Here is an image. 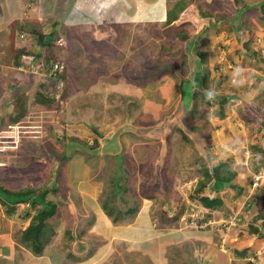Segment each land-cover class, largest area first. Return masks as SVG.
I'll list each match as a JSON object with an SVG mask.
<instances>
[{
	"label": "rangeland",
	"instance_id": "rangeland-1",
	"mask_svg": "<svg viewBox=\"0 0 264 264\" xmlns=\"http://www.w3.org/2000/svg\"><path fill=\"white\" fill-rule=\"evenodd\" d=\"M25 1L27 3L24 8H26L21 10L22 16L16 17L15 21L23 22L22 24L25 22L28 27H35L34 23L37 22L41 25L36 29L44 33H49L55 25L52 36L53 51L62 61H64L62 56L66 55L68 58L67 63L64 61V68H67L70 81L65 96L49 109L29 105V110L20 125L26 133L18 138L26 141L30 139L35 143L36 148H33L36 152L33 155L41 152L48 155V160H60V162L80 160L89 163L93 168L81 171L82 176L87 177L85 180L92 179L90 177L99 179L106 177L105 186L110 184L112 188L114 185L116 192L115 185L122 184L125 188L124 195L122 196L121 192L114 195L117 199H124L123 202L116 201L117 206L122 210L127 207L135 209L136 205L139 208L142 204V210L147 208L151 213L156 212L158 215L161 209L170 210L169 204L178 209L183 203L188 205L192 203L188 191L192 182L202 176L201 169L210 168L216 160H223L236 171V177L231 183L240 189L230 187L221 189L219 195L223 200L225 199L226 207L217 210L218 213L210 210L209 217L212 214L214 215L212 219L223 220L227 214L234 216L238 212L239 221H235L234 226L226 228L220 226L217 221H211L212 224L208 226L193 228L183 223L185 216L183 214L180 219L182 224L178 227L180 231H177L182 241L175 243L176 233H172L171 231L174 230L169 229L163 231V238L166 241L161 244L165 248L164 254L170 257H166V260L173 261V264H234L231 255L236 258L238 256L236 252H240V255L247 256L249 243L253 239L250 237L251 233L247 231V226L251 223L260 227L261 220L252 222V217H255L257 212L264 215V194L248 195L258 206H255V209L253 205L251 211L239 208L238 204L243 196L242 192L248 189V180L252 184L253 178L260 176L256 188L263 186L262 180H264V126L260 123V120H264V47L261 46L264 39V19L257 17L261 11L251 10L241 24L242 31L248 32L245 33L247 36L242 42L238 43V48L243 50L247 45L250 47L249 52L253 48L254 52L258 51L245 63L241 62L242 58L235 57L234 51L237 46L234 45V37L237 35L233 34V37L228 39V35L233 33L229 32L230 26L225 24L216 26L218 29L219 26L226 28V33L219 36L216 28L203 29L202 20L207 22L206 16L204 18L202 16V19L198 15L193 17L194 9H190L193 20L192 24H188L191 26H188L183 22L188 16L186 11L178 15L180 9L177 7L173 9L172 14L178 18L171 24L149 23L148 18L137 16V9H134L135 4H133L136 0ZM144 1L146 0H142V3ZM185 1L178 0V7H183ZM0 3H3V0H0ZM164 5L165 2H160L157 8H162ZM228 10L232 12L231 7ZM128 12H130L129 16ZM1 13H7L6 9ZM5 16L6 14L4 18ZM17 22L5 23L4 27H11L12 33L1 32L7 47L0 48L2 52L0 83L3 79L6 80L4 83L8 87L10 85L16 94L17 89L18 94L22 96L39 90L41 88L39 84H46L47 74L42 69L35 70L33 64L19 66L23 68L19 70L18 67L9 66L13 56L8 43L14 41L15 32H18L17 37H20ZM183 35L188 39L182 38ZM74 36H77V40ZM220 36H222L221 40ZM17 37L15 40L18 42L23 40L22 44H26L27 48L36 38L34 36L31 40L28 34L23 39ZM248 38L252 39V42L247 41ZM223 42L226 43L225 48H222ZM189 46L190 51L187 54L189 58H186ZM197 53L210 63L208 68L213 78L210 86L216 88L217 92L244 94L243 102L247 103L246 107L244 105L242 107L241 101L232 98L224 109L223 118L215 115L214 106L206 110L200 109L195 116L184 114L179 105L178 82L182 77L189 76L190 67L194 63H199L200 58ZM196 58L197 61L194 60ZM236 59L239 62L237 65ZM37 62L43 63V59H38ZM185 62L188 64L185 65ZM240 63L244 67L242 66L243 69L241 68L239 72ZM181 70L183 73L180 72ZM245 70L251 73L246 74ZM243 79L247 83L250 80L248 86H241ZM24 86H27L26 91L21 92ZM188 88H190L189 84L185 86L186 91ZM10 92L11 89L8 93H4L9 99L12 97ZM9 99L4 97L8 102ZM184 101H189L188 97ZM107 107L110 110L103 111ZM150 110L155 111L158 119ZM4 111L5 108L2 113L0 112V120H6L8 117L7 112ZM98 111H102L99 116ZM105 114H109L112 118V121L107 122L101 130L102 136L106 139L92 151L87 146L93 145V137L96 136L93 124L97 120L95 116L103 118ZM101 121L102 119L97 124ZM196 126L203 131L191 130ZM3 128L7 130L8 127ZM208 134L210 139L207 138ZM64 136L74 137L78 142L66 141ZM203 141L209 144L207 151L210 158H207L204 151L205 146L201 145ZM84 142L86 146L82 144ZM65 149L69 150L66 152V159L62 154ZM256 149L263 151L258 152ZM10 152L11 150L5 153L8 159ZM29 154L32 153L27 152L25 148L21 156L15 163L13 162L12 169L13 174L17 175L20 181L28 179L36 184L35 187L28 188L35 191L38 189L39 176L42 178L46 176L47 183L50 180V175L47 174L49 162L42 156L34 158L35 161L31 160ZM36 162L44 164L39 172L36 169ZM101 165L103 168L97 170ZM97 171L102 173L99 175ZM7 175H11L10 169L9 171L4 169L0 177L4 178ZM8 181L11 182L12 179ZM8 181L0 178L1 183L8 184ZM11 185L14 184L10 183L7 187L10 188ZM251 188L252 185L249 186V191ZM108 191L112 192L109 187ZM13 194L14 190L4 192V187L0 188V197L3 201L7 197L11 198ZM232 207H236V210L233 209L235 213L232 212ZM7 208L0 201V210L5 209V217L8 213ZM204 210L209 213L207 209ZM134 220L142 221L136 216ZM28 225V223L21 226L14 225L12 233L10 231L6 237L16 245H23L19 232L24 231L23 229ZM236 233H240L237 234V240L232 238ZM117 236L118 234L116 239ZM220 236L222 238L219 239ZM0 242L6 243L5 240ZM255 242L256 240L253 242L254 245ZM242 245H248V248L235 250L242 248ZM220 248L225 252L220 251ZM146 249L148 250L147 247ZM261 250L262 256L258 257L259 261L246 262L264 264V249L261 247ZM147 258L151 260L154 256L147 255Z\"/></svg>",
	"mask_w": 264,
	"mask_h": 264
},
{
	"label": "crops",
	"instance_id": "crops-1",
	"mask_svg": "<svg viewBox=\"0 0 264 264\" xmlns=\"http://www.w3.org/2000/svg\"><path fill=\"white\" fill-rule=\"evenodd\" d=\"M160 2H165V5L162 8H157ZM26 3L27 1L25 0H3V3H0V48L1 49H3V47L4 48L7 47V44L4 41L5 37H2L1 32H8V34L11 33V27L9 28L4 27L6 26L5 23H7L8 21L16 23L17 21H15V19H17L16 17H18L19 15L22 16L21 10L26 8V7L24 8V5ZM184 3L185 5L183 6V9H181L178 12V15L182 11H186L188 16H187V19H184L183 22L186 23L187 25L192 24L193 17H196V15H198L201 17V18L199 17L200 19H202V16L203 18L204 16H206L207 22L202 20L203 22L202 24L206 23V24L213 25L215 24V22H218L219 24L217 25H220V26L224 24L228 26H231V25L237 26V25H240L241 22H243V20L246 18V16H248V13H250L251 10L254 9L253 6H255V9L257 8V11L259 12L260 5L264 3V0H253V1L251 0H239V1L238 0H186ZM133 4H135L134 9L135 8L137 9L138 17L140 16V17L148 18L147 21L149 23L158 24L162 22H165V23L167 22L168 12L169 10L174 8L175 4H178V0H146L143 3H142V0L141 2L140 0H136ZM229 7H231L232 12L228 10ZM3 9H6V12H7L5 13L6 18H4L5 14L1 13ZM190 9H194L195 13L193 17L190 16L192 14V12H190ZM186 13H184V15ZM129 14L130 12H128V16ZM177 18L178 17H176V19ZM22 23L23 22H20L18 24L27 26L25 22L24 24ZM188 26H191V25H188ZM210 28H214V29L216 28V31H218V36L219 34L223 35L224 32L226 33L225 31L226 28L224 27L223 28L219 27L220 29H218V27L213 26ZM21 32L22 31H20L19 33ZM16 33L18 34V32H15V34ZM15 34L13 37L14 39L13 48L16 50L22 49L25 47L27 48L26 44L24 43L22 44L23 40L22 41L20 40L19 42L16 41L17 39H16ZM233 34L237 35L236 37H234L235 39L234 45L237 46L238 43L242 42V38L237 32L233 31L232 35H228V39L233 37ZM74 38L75 40H77L76 39L77 36H74ZM219 38L221 40L222 36H220ZM8 44H9V50H11V44L10 43ZM222 45H223L222 48L226 47L225 46L226 43L223 42ZM261 46L264 47V39L262 41ZM1 49H0V53H2ZM27 49H29V47ZM253 50L255 49L253 48ZM256 52L258 53V51H255V53ZM234 53H235V57L242 58L241 62H245V63L247 62V61H244V59L247 57L245 49L241 50L237 46ZM25 54L26 53H23L22 57ZM11 56H13V54H11ZM62 57L65 63H67L68 58L66 57V55ZM59 60L62 61L61 59ZM232 62L234 63V61ZM235 62H236V65L239 63L237 59L235 60ZM207 64L209 66L210 63L207 61ZM10 65H12V62H10L9 66ZM24 65H28V66L32 65V67H34V69L37 70L36 69L37 67L35 66L40 65V64L38 62L35 63V61L34 62L25 61L23 64L20 65V67ZM240 65H241L240 67L238 66L239 72L243 69L242 68L243 65L241 63ZM20 67H18L17 69L18 70L23 69ZM248 70H245L247 71L246 74L251 73ZM1 73L2 72H0V74ZM5 81L6 80L3 79L0 83V89H1L0 91V109H1L0 112L1 113L3 111V108H5L4 112H10L13 109L12 105H9V107H7L8 106L7 100L9 98L6 97L4 93H8V90L10 91V89H11L10 93L12 94H14L15 91L13 92L12 87H10L9 85L10 87L9 88L7 84L4 83ZM19 82L20 81H18V83ZM249 83H250V80L247 83L243 79V83L241 84V86L242 87L248 86ZM47 84H49L48 81H46V84H42V85L39 84V85L41 88L45 89L44 87H46ZM25 87L27 86H24V89L21 92L26 91ZM16 92L19 93L17 89H16ZM236 95L238 96L237 100L241 101L242 107L244 106L246 107L247 103L245 101L243 102L244 94L239 95L237 93ZM4 97L7 100H4ZM109 110L110 109L107 107L103 111H109ZM100 112L102 111L97 112L98 116L101 114ZM111 114L113 115V113ZM98 116H95L97 117L96 118L97 120L95 123L93 122V124L95 125V134H96V136L93 135L94 136L93 145L97 143V147L99 146V144H101L106 139L104 138V136H102V133H101L103 126L107 124V122L112 121V118L109 114H105L103 118H98ZM0 118H1V114H0ZM101 119L102 121L99 124H97V122H99ZM22 120L23 119H21L19 122L14 123V124L8 123V118L6 120H0V121H3L1 123L4 126L8 127L7 130H5L3 127L0 128V174L3 173L4 169L6 171H9L10 169V174H11L10 176L7 175L4 178L3 177H0V178L6 181H8V179H12L11 182L8 181L9 182L8 184H4L0 182V185L1 187L3 186L4 189H7L9 191H13V190L19 191V190H24V189H28V188H32L36 186V184H34L32 181H29L28 179L26 181H20L18 179V176L13 174V169H12V166L14 165L13 162L15 163L17 158L21 156V153L25 150V148L27 152L32 153V154H29V158L31 160H34V158L36 159L37 156L38 157L42 156L46 159L48 157V155H45L44 153H41V152H38L36 153V155H33V153L36 152L33 148L35 147V143L32 142L30 139L26 141V140H21V138H18L19 136L26 133L25 131H23V127L20 126L21 123H23ZM63 120H64V117H63ZM78 126H82V125H78ZM6 139H9V140L7 141ZM12 144L14 145L9 146ZM87 147L90 149V146H87ZM10 150H11L10 152L11 156L9 155L10 159H8V155L5 153ZM62 152H63L62 154L64 155L63 158L66 159L67 157L66 152H69V150L65 149ZM48 162H49L47 166L48 176L52 173V171H54L56 173L57 178H56V183L52 184V187L49 189V191H47L46 195L44 196V201L51 202L55 206V214L53 218L50 220V224L52 225L54 229L55 235L47 243L45 247V251L42 255L40 256L32 255L29 251H27L23 247V245L21 244L16 245V243L14 242L12 243V241L8 240L9 237H6V236H8L10 231H11L10 233H12V228L14 225L21 226L25 223L29 224L31 221V218L42 207L41 205L42 203L40 204L36 203L35 206L30 205L29 200L25 202L15 203L13 207L12 205L10 206L11 209H7L8 211L7 217H5V214H4L5 209L3 211L0 210V240L6 241L5 244L0 242V264H3L4 262H6V264H100V263L107 262V261L108 262L106 264H173L172 263L173 261L168 262L166 260V257H169V256L167 254H164L165 248L161 244L164 241H166V239L163 238V231H169V229L163 230L162 227L158 225L159 217L156 212L151 213V211L148 210L147 208L142 210L141 209L142 204H140L139 208H137V205H136L135 209L129 213L125 211L124 213L120 214L119 217H117L116 215V220H114L113 217L115 216L114 214L117 211L115 213L112 212L110 216L108 212L106 211V209H104L106 208L104 207V202L107 201L111 196L114 197V185L112 186V188L110 187V184L108 186H105L107 185L105 184L107 183L105 179L106 177H101L100 179L90 177L92 179L85 180L87 177L85 178L84 176H82L81 171L82 170L87 171L88 169L90 170L93 167L89 163H84V162H81L80 160L78 161L70 160V162H60V160H48ZM36 164H37L36 169L39 172L41 170V167L44 166V164L42 162H36ZM102 168H103V165H101L98 169L97 168L96 169L101 170ZM97 172L99 175L102 173L100 171H97ZM12 175H14V177H12ZM39 178L40 179L38 180V188L42 189V187L46 186L49 182L47 183L45 179L46 176L45 178L44 177L42 178V176H39ZM101 179L103 183L98 182V180H101ZM10 183L14 184V185H11L10 187L12 189L7 187ZM262 184L263 186L256 188L255 192H253L252 189L249 191V186L252 185L251 181L250 180L247 181L248 189L247 191L242 192L243 196L241 197L240 203H238L240 206L239 208H241L242 204L247 200V198L249 197L248 195H250V193H253L254 194L253 196H256L257 194L261 196L262 194H264V180H262ZM108 187L109 189H111L112 191L111 193L108 191ZM219 193L217 195L220 196L221 199H223L222 196L219 195ZM121 195L122 196L124 195V190L121 192ZM212 195L215 196V193ZM35 196L39 197V195H35ZM114 200L122 201V202L124 201V199H117L116 197H114ZM134 200L136 199H133V201ZM0 201L5 202L1 200V197H0ZM249 201L250 203H252V205H254V208L256 209L255 206H257V204L253 200H251V196H250ZM169 205L172 211L176 209L175 206H171V204ZM110 207L111 206H108L107 210ZM224 207H226V201H224ZM126 209H123V210H126ZM233 209L236 210V207H232L231 209L232 212L235 211V210L233 211ZM207 210L209 211L208 214L210 215L211 211L209 209ZM212 211H215L217 213L219 212L217 210H212ZM139 212L140 214H138ZM135 216L138 219L141 218L142 221L137 222L136 220H134ZM152 216L156 219V221H154V218H152ZM213 216L214 215L211 214V217L209 218L212 219ZM26 228L27 226L23 230H25ZM173 230L174 231H171V232L172 233L174 232V234L176 233L175 237L178 239L177 240L175 238V243H179L180 241H182V239L180 236H178L177 231H180V230L178 228L177 229L175 228ZM115 233L118 234L117 236L118 239H116L117 234L115 235ZM109 234L110 236H107ZM237 234L239 235L240 233L234 234L233 235L234 237L232 238L236 239L238 237ZM171 237L174 238V236H171ZM250 237L253 238L251 240L252 244L256 240L255 245L253 244V246H250L251 242L249 243L250 249H249V252L247 253V256H243L242 254L241 255L239 254L236 257L237 258L236 259V258H233L231 255V261L234 260L232 261L234 264H248L246 261L252 260V257H251L253 254L252 252L256 249V247L258 246V243H261V246L264 244L263 238L254 239L252 234ZM146 247L148 248L149 252L146 249ZM241 247L242 248H235V250L241 251L243 248H246V247L248 248V245L246 246L242 245ZM67 248H69V250H67ZM219 250L222 252H225L224 249L220 248ZM226 251H228V248L226 249ZM150 254L154 256V259L148 260L147 255L151 256ZM164 256H165V259H164ZM173 257H179V256L173 255ZM176 264H179V263H176Z\"/></svg>",
	"mask_w": 264,
	"mask_h": 264
},
{
	"label": "trees",
	"instance_id": "trees-1",
	"mask_svg": "<svg viewBox=\"0 0 264 264\" xmlns=\"http://www.w3.org/2000/svg\"><path fill=\"white\" fill-rule=\"evenodd\" d=\"M181 6V5H179ZM183 9V7H178L177 4H175L174 8L176 9ZM172 10L168 12L167 16V22L172 23L176 17H174V14ZM255 12L257 11V8L255 9V6H253ZM260 19H264V3L260 5L259 9ZM219 24L218 22H215V24H204L203 27L206 29L207 27H216ZM242 24V22H241ZM241 24L237 26H230L229 32H237L240 37L243 39L245 36H247L248 31L243 32L241 28ZM39 23L35 22V27H28L26 25H19L17 26L22 33L25 35L28 34L31 37L36 36L34 38V43H31V46L29 49L22 48V49H14V41L11 42V50L13 54V61L12 65L15 67H19L21 64H23L25 61L22 60V54L28 53L29 55H32L33 62L37 61L38 59H43V63H40V65H37L36 69H42L47 74V81L49 82V86L44 87L45 89L40 88L37 91L29 92V94H22L20 96L18 93L11 94V98L9 99L8 106L12 105L13 109L10 112H7L8 114V123L14 124L19 122L26 114L27 110H29V105H38L43 107L44 109H49V107L55 105L59 101V99L63 96H65V91H67V86L69 85V74L67 73V68H64V62L60 61L55 52L53 51V44H52V36H53V29L55 25L52 26V29L49 31V33L41 32V30H37L36 28H40ZM220 27V26H219ZM14 30V29H13ZM12 33V32H11ZM185 33H187L185 31ZM187 35V34H186ZM182 36V38L188 39L187 36ZM249 42H252V39L248 38ZM54 43V42H53ZM62 45V43H61ZM189 45V44H187ZM246 52V58L244 61H249L250 57L255 55L256 53L249 49L250 47L245 45L244 46ZM190 51V46L188 48V52L186 53V58H189V55H187ZM245 54V52H244ZM198 58H200L199 63H194L190 69L191 72L188 77H182L181 80L178 82V88H179V105L180 108L184 111L185 115L189 116H195L199 113L200 109H208L210 107L214 106V113L215 115L220 116L221 118L224 117V109L225 107L230 103V99H238V96L236 94H227L223 93L221 91L217 92L216 88L211 87L210 83L213 81V78L210 76V70L208 68L207 59H203L200 57V54L197 53ZM197 61V58L194 59ZM60 63L63 65V68L61 71H54V64ZM188 64L185 62V65ZM183 73V70L180 71ZM49 79V80H48ZM51 81V83H50ZM189 84L190 88H188V91H186L185 86ZM220 84V83H219ZM218 84V85H219ZM64 86V87H63ZM185 90V94H184ZM211 92L212 96H209L208 93ZM58 94V97H57ZM188 97V100L190 101H184L185 98ZM200 102V103H199ZM202 106V107H201ZM149 108V107H147ZM154 117L157 118L156 113L154 110H150ZM158 119V118H157ZM168 119V118H167ZM164 120V119H163ZM0 121V128L4 127V125ZM155 122V121H154ZM165 123V122H164ZM261 125L264 126V120H260ZM166 124V123H165ZM164 125V124H163ZM261 126V127H263ZM191 130H198L199 132H202L199 127H193ZM207 138L210 139V135H207ZM64 139L69 142H78V140L74 137H65ZM80 142V141H79ZM84 146H86V142L82 143ZM202 146H205V153L207 155V158H210L208 147L209 144H206V142L203 141ZM97 147V143H95L93 146H90V149H95ZM258 152L263 151V149H256ZM55 157V156H54ZM54 169V167H53ZM202 176L197 177L195 182H192L189 191H188V197L189 200L192 203H196L198 205H201L202 207L209 209V210H219L222 207H224V201L221 199L220 196L217 194L221 189L225 187H230L232 189H240L237 186L233 185L231 181L236 177V171L232 170L231 166L229 164H226L223 160H216L212 163L211 167H205L201 169ZM56 173L52 171L50 174V180L49 183L41 188L36 189L35 191H31L30 189H24L19 191H14L13 196L7 197L5 202H2V204L7 209H11V205L18 202H25L29 200L30 205L35 206L36 203H42V207L37 211V213L31 218V221L27 228L24 231H20V239L22 241L23 247L29 251L32 255L40 256L44 253L45 247L47 243L53 238L55 235L54 229L52 225L50 224V220L53 218L55 214V206L51 202H45L44 196L46 195L47 191L52 187L53 183H56ZM116 190H114V195L118 192H122L125 188L121 184L117 183ZM2 188V187H0ZM3 189V188H2ZM56 189V188H55ZM7 189H4V192H6ZM2 191V190H1ZM53 191V190H52ZM11 192V191H10ZM215 193V196L212 194ZM41 194V195H40ZM35 195H39V197H36ZM36 197V198H35ZM111 196L107 201L104 202V209L108 212V214L111 216L112 212H116L113 217L114 220H116V215L119 217L120 214L124 213L125 211L127 213L134 210V208H128L126 210H122L121 207L119 208L117 206L116 200H114V197ZM153 197V196H152ZM113 199V201H112ZM168 201V200H167ZM111 206L110 208L107 207ZM253 206V205H252ZM251 206V208H252ZM189 210V205L183 203V205L180 208H176L175 210H169V209H161V213L158 215L159 217V223L163 230L168 229H177L178 225H180L182 222H180V218L183 214H186ZM252 210V209H251ZM230 214H227L229 216ZM226 216V217H227ZM152 218H154L152 216ZM209 218V214L206 215V219ZM261 220V226L256 227L253 226V224H248L247 231L251 234H253L256 237L264 238V215L261 212H257L256 216L252 218L253 221ZM154 221L156 219L154 218ZM262 229V230H261ZM237 251V250H236ZM237 255L240 254V252H236Z\"/></svg>",
	"mask_w": 264,
	"mask_h": 264
},
{
	"label": "built area",
	"instance_id": "built-area-1",
	"mask_svg": "<svg viewBox=\"0 0 264 264\" xmlns=\"http://www.w3.org/2000/svg\"><path fill=\"white\" fill-rule=\"evenodd\" d=\"M17 37V33L15 34ZM20 37L17 38H24L25 34L24 33H19ZM24 58H32V55H25L23 56ZM34 58V57H33ZM63 68V65L60 63H55L54 64V71H61ZM260 176H255L252 180V189L254 190L257 185H258V180H259ZM197 211V212H196ZM239 217L237 219V215L234 216H229L228 218H224L223 220H219L217 221L218 224H220L221 226H223L224 228L226 227H230V226H234L236 224L235 221H239ZM234 220V221H233ZM183 223L184 224H188L191 227L195 228V227H204V226H208L211 225V221H215V220H206L205 219V210H203L202 208L198 207L197 205H190V208L187 212V214H185L184 218H183ZM186 224V225H187ZM236 227H238V225H236ZM221 241H224L223 239ZM252 245V242L251 244ZM264 249V244L261 246ZM261 247L259 249H256V251L253 253L252 255V261H259L260 259H258V257H260V255L262 256V250Z\"/></svg>",
	"mask_w": 264,
	"mask_h": 264
},
{
	"label": "clouds",
	"instance_id": "clouds-1",
	"mask_svg": "<svg viewBox=\"0 0 264 264\" xmlns=\"http://www.w3.org/2000/svg\"><path fill=\"white\" fill-rule=\"evenodd\" d=\"M26 54H28V53H26ZM29 55V54H28ZM23 56H25V55H23ZM22 59H24V60H28V61H30V62H32L33 60H31V59H28V58H24V57H22ZM208 95L209 96H212V93L211 92H209L208 93ZM252 189V188H251ZM256 189V188H255ZM254 189V190H255ZM253 190V189H252ZM249 199H250V196L248 197V199L242 204V206H241V208H243V209H248V211H251V206H252V203H250V201H249ZM190 204H194V203H190ZM189 204V205H190ZM194 205H197L198 207H202L201 205H198V204H194ZM189 208H190V206H189ZM202 209L204 210V209H206V208H204V207H202ZM233 213H235V212H233ZM208 213H206V211H205V219H206V215H207ZM229 216H231V214L229 215ZM229 216H227V217H223V218H228ZM237 216H238V212H237ZM239 217V216H238ZM240 218V217H239ZM253 218V217H252ZM181 219V218H180ZM222 218H220V219H211V218H208V219H206V220H215V221H219V220H221ZM251 219V218H250ZM180 222H181V220H180ZM220 225V224H219ZM221 226V225H220ZM237 228V227H236ZM253 235V234H252ZM253 237H254V239H259L260 237H256V236H254L253 235ZM220 238H222L221 236L219 237V239ZM260 239H262V238H260ZM264 239V238H263ZM222 240V239H221ZM261 247V245H258L257 247H256V249H259ZM256 249L252 252V253H254L255 251H256ZM253 255V254H252ZM252 257V256H251ZM250 262H254V261H250Z\"/></svg>",
	"mask_w": 264,
	"mask_h": 264
},
{
	"label": "bare ground",
	"instance_id": "bare-ground-1",
	"mask_svg": "<svg viewBox=\"0 0 264 264\" xmlns=\"http://www.w3.org/2000/svg\"><path fill=\"white\" fill-rule=\"evenodd\" d=\"M102 180V179H101ZM39 207V206H38ZM89 242V241H88Z\"/></svg>",
	"mask_w": 264,
	"mask_h": 264
}]
</instances>
